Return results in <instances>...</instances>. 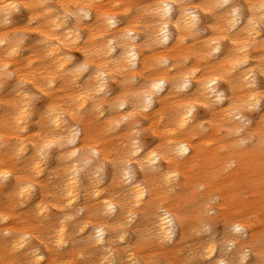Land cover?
I'll use <instances>...</instances> for the list:
<instances>
[{"label":"clouds","instance_id":"obj_1","mask_svg":"<svg viewBox=\"0 0 264 264\" xmlns=\"http://www.w3.org/2000/svg\"><path fill=\"white\" fill-rule=\"evenodd\" d=\"M0 264H264V0H0Z\"/></svg>","mask_w":264,"mask_h":264}]
</instances>
